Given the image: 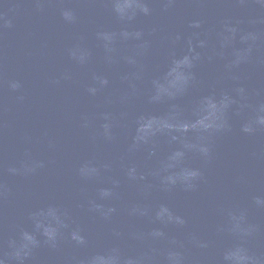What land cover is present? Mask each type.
<instances>
[{
  "label": "water",
  "instance_id": "obj_1",
  "mask_svg": "<svg viewBox=\"0 0 264 264\" xmlns=\"http://www.w3.org/2000/svg\"><path fill=\"white\" fill-rule=\"evenodd\" d=\"M0 264H264V0H0Z\"/></svg>",
  "mask_w": 264,
  "mask_h": 264
}]
</instances>
